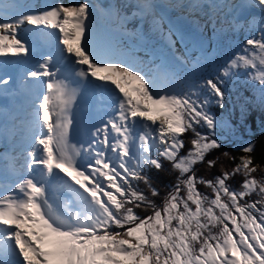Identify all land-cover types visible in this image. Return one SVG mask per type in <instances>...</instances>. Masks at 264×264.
Returning <instances> with one entry per match:
<instances>
[{
    "label": "snow or ice",
    "instance_id": "6c2138e0",
    "mask_svg": "<svg viewBox=\"0 0 264 264\" xmlns=\"http://www.w3.org/2000/svg\"><path fill=\"white\" fill-rule=\"evenodd\" d=\"M128 7L131 15L122 10ZM173 8L204 11L214 33L225 27L247 33L241 51L214 73L198 75L202 63L213 60L201 41V56L178 87L174 68L181 58L173 36L186 52L190 36L181 18L169 17ZM108 15L101 27L86 2L36 10L0 0V56L31 59L23 83L27 108L0 111L6 145L0 154V264H264V168L254 162L255 141L238 144V158L223 153L234 162L231 170L211 179L195 170L198 164L216 167L219 157H207L223 147V129H232L209 111L213 104L224 107L227 84L247 76L264 108V0H135ZM137 18L161 34L173 50L170 58L115 57L118 33L143 39L142 28L126 29ZM24 25L32 29L21 36ZM11 80L0 77V86ZM41 84L44 90L37 91ZM81 101L89 142L69 146ZM189 133L190 146L181 154ZM165 161L177 176L158 205L152 197L160 190L149 171H162ZM237 176L233 187L228 182ZM55 180L74 196L61 210L51 193Z\"/></svg>",
    "mask_w": 264,
    "mask_h": 264
},
{
    "label": "trees",
    "instance_id": "16d2710c",
    "mask_svg": "<svg viewBox=\"0 0 264 264\" xmlns=\"http://www.w3.org/2000/svg\"><path fill=\"white\" fill-rule=\"evenodd\" d=\"M258 88L252 84L250 80L241 79L235 80L227 84L226 96L224 101V107L220 108L217 105H213L212 114L218 121L223 119L232 126V129L224 128L221 141L223 147L217 150H213L208 159H216L219 157V161L216 167L208 169L206 164H198L195 166L197 176H204L206 178H213L218 175L221 170H231L234 167V162L223 156L224 152H229L231 156L239 157L243 155L242 152L237 150V145L246 140L255 141L256 148L253 155L254 162L260 164L264 168V108L260 106V100L258 98ZM242 112L244 113L242 117ZM207 132V129H200ZM234 131V134H233ZM191 139V133L186 137V148L181 154L187 151V147L190 146L188 141ZM149 175L152 177L153 184L160 190L159 197H152L159 205L162 202L164 194L168 190V185L172 184L176 180L177 173L171 171V165L168 162H164V169L157 172L155 169L149 171ZM260 173H257L259 178ZM240 176H237L230 180L228 183L237 187ZM140 187L147 191L143 184ZM202 192L210 194L211 190L199 186ZM256 196H252L250 199H256ZM141 216L147 213L143 209L137 210ZM149 212L151 210H148Z\"/></svg>",
    "mask_w": 264,
    "mask_h": 264
},
{
    "label": "rangeland",
    "instance_id": "374dc122",
    "mask_svg": "<svg viewBox=\"0 0 264 264\" xmlns=\"http://www.w3.org/2000/svg\"><path fill=\"white\" fill-rule=\"evenodd\" d=\"M106 20L107 19H105V21ZM149 28H151V25L150 24H149ZM158 33L159 32H157V34ZM120 34L123 35L122 39L125 41L126 46L128 48L133 49L131 55L136 58V62L147 61V60H149L151 58H154V53H157V55H158L159 58H168V57H170L169 55H172L173 54V50L170 49L166 45V43L163 42L164 40L161 41V39H162L160 37L161 34L160 35L158 34L157 37L155 35H151V36H153L152 38H156V39H152V41H150L149 40L150 35L146 32L145 33V36L143 35V37L145 38L146 41L142 42L140 45L132 44V42H130L128 40V37H126L124 35V33H122V32L117 34L116 39L118 37H120L119 36ZM246 36H247V33L240 32L233 39V41L231 43V46L226 45V44H223V46H221V47H219V46L217 47V43H219V41H211V42H208L204 38H203V40H198L200 42L202 41L203 43H207V45H205V46L203 45V48H204V50L207 53H210L211 54V56L213 57V60L211 62H203L202 63V66L200 68H198L197 70L198 71L199 70H203V69L206 68L205 67L206 65H207V67L210 65L211 66V69L209 70L208 73H214L215 70H216V66L219 63H222L225 59H227L231 55H234L236 52L241 51V49L243 47L242 39L244 37H246ZM159 38H161V39H159ZM173 40L176 41V44L181 49V50L180 49L179 50L178 49H175L174 50L175 51V55L181 58L177 62L178 64H180V66L176 65L175 68H174L175 73H176V75H178L179 73H180L179 75H181V73H184L185 74V77H186V75L189 74V71L187 70L186 66H189L192 69V61H194L197 57H199V56L196 57L195 55L193 56V55H190V54H191V52L193 50H196L198 53L201 52V44L198 41H197V44H199V46L196 45L195 43H191V39H190L189 40V43H188V51L186 52L184 46L177 39L176 36H173ZM154 41H159L160 45L159 44L158 45L155 44L156 46H153L152 44H153Z\"/></svg>",
    "mask_w": 264,
    "mask_h": 264
},
{
    "label": "bare ground",
    "instance_id": "6f19581e",
    "mask_svg": "<svg viewBox=\"0 0 264 264\" xmlns=\"http://www.w3.org/2000/svg\"><path fill=\"white\" fill-rule=\"evenodd\" d=\"M14 2H16L20 5L32 8V9H36V10H44V9H46L50 6L56 5V4H63L65 6H69V5H75V4H78L81 2H86L90 5H92V12L94 15V19H95L97 25L101 26V27L110 22V17L108 15L111 11V10H109L110 8L112 9V8L116 7V4H118L119 2L121 4L133 3V2H131V0H111L110 3L109 2L103 3L102 0H14ZM128 8L133 9L131 7H128ZM257 14H258V12H257ZM105 19H107V20L105 21ZM133 22H136V24L126 26L127 31L130 32L135 28H142L144 36H145L146 32L150 35V38H149L150 41H152V39H156V38H152L153 36H151V35H155L156 37L158 36L157 32L152 31V29L149 28L148 22H144L143 25H141V23L139 24L137 22V19H133ZM162 28H163L164 32L167 33V31H168L167 28H165L164 26H162ZM31 29H32L31 25L22 26L21 31H20V35L23 36L26 31H30ZM49 31H52L54 33H58V30L49 29ZM124 35L126 37H128V40L130 42H132V44H135V45H140L142 42L146 41L144 37H143V39H140L138 37H132V36H128L126 34H124ZM163 40L164 39L162 38L161 41H163ZM163 42L166 43L165 40ZM191 43H195V42L191 40ZM155 44L160 45L159 41H154L152 45L156 46ZM166 45H167V43H166ZM175 49H178V50L180 49L177 44L175 45ZM114 51H115V57L116 58H125V59H129L131 61H136V58L131 55L133 49L128 48L126 46L125 41L121 37H118L116 39ZM191 55H193V56L195 55L197 57V56L201 55V52L198 53L196 50H193L191 52ZM0 89L7 90L8 88L5 86H0ZM19 100L21 101V103H24L23 98H19ZM4 101L6 103L11 104V105L13 104V101L11 98L5 99ZM91 123H94V120H92ZM96 123L98 124V120H96ZM81 126H82V128L85 127V128H83V130L87 131L86 126H85V122ZM76 132L71 133L70 137H72ZM81 144H84V143H82V141H79L78 145L80 146ZM85 144L87 145V143H85ZM71 145H73V141H70L69 146H71ZM56 171L59 172V170H56ZM70 183H74V182L70 181ZM76 187H78V186H76ZM53 197H54V195H53ZM54 203H55V206L57 207L58 210L62 209V205L59 204L58 202H56L55 198H54Z\"/></svg>",
    "mask_w": 264,
    "mask_h": 264
}]
</instances>
